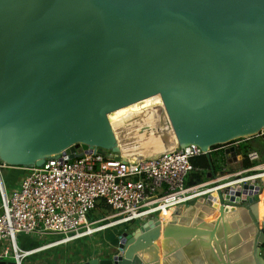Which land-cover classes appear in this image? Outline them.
I'll return each mask as SVG.
<instances>
[{
    "label": "water",
    "instance_id": "water-1",
    "mask_svg": "<svg viewBox=\"0 0 264 264\" xmlns=\"http://www.w3.org/2000/svg\"><path fill=\"white\" fill-rule=\"evenodd\" d=\"M154 96L212 172L210 148L264 130V0H0L2 163L118 152L108 115ZM262 195L218 185L82 264H264Z\"/></svg>",
    "mask_w": 264,
    "mask_h": 264
},
{
    "label": "built area",
    "instance_id": "built-area-1",
    "mask_svg": "<svg viewBox=\"0 0 264 264\" xmlns=\"http://www.w3.org/2000/svg\"><path fill=\"white\" fill-rule=\"evenodd\" d=\"M139 115L150 117L145 112ZM257 137L264 138V130L248 139ZM78 147L81 151V145ZM213 150L214 147L209 149L210 155ZM206 154L200 146L188 145L177 146L156 157L136 159L126 151L112 152L94 147L75 159H67L63 153L47 156L41 166L12 167L0 161V244H8L1 258H12L23 264L42 250L135 221H142L143 225L168 212H172V216L177 207L188 205L190 201L206 200L217 193L218 185H223L216 175L210 176L214 177L211 182L186 185L197 171L192 160ZM247 157L251 162L260 159L257 151H250ZM3 169L24 172L11 194L7 193L2 180ZM258 171V174L240 176L225 184L257 185L258 182V186L264 188V165ZM101 205L108 207L112 216L90 220L89 215ZM95 225L97 228H93ZM20 235H60L62 238L25 251L18 245Z\"/></svg>",
    "mask_w": 264,
    "mask_h": 264
},
{
    "label": "bare ground",
    "instance_id": "bare-ground-1",
    "mask_svg": "<svg viewBox=\"0 0 264 264\" xmlns=\"http://www.w3.org/2000/svg\"><path fill=\"white\" fill-rule=\"evenodd\" d=\"M141 112L149 113L150 117H141ZM108 120L117 144L116 149L126 151L133 158L155 157L179 146L160 96L116 110L108 115ZM171 214L172 212L164 214L160 220L166 222Z\"/></svg>",
    "mask_w": 264,
    "mask_h": 264
},
{
    "label": "rangeland",
    "instance_id": "rangeland-1",
    "mask_svg": "<svg viewBox=\"0 0 264 264\" xmlns=\"http://www.w3.org/2000/svg\"><path fill=\"white\" fill-rule=\"evenodd\" d=\"M253 136V135H252ZM250 138V137H249ZM247 139V140H246ZM242 140H246L242 142ZM234 142H240L239 146H243L244 144L248 145L250 149L257 150L258 152H261L264 155V142H263V137H257L255 139H248V138H239L236 139L228 144L234 143ZM224 144V145H228ZM221 145V146H224ZM120 152V150H117ZM123 151V150H122ZM125 152V151H123ZM260 154V153H259ZM223 156V155H221ZM262 157V156H261ZM211 159L214 162L215 166H217V175L221 178L222 175L226 172H229V174L234 173L233 171L237 172L239 170V165H232L228 166V164H225V160L219 156L216 155H211ZM261 162L264 163V159L261 158ZM219 167V168H218ZM10 172V169H3L1 170V175L4 179V182L6 184V191L8 194H11L12 190L16 188L15 186L13 188H10L8 186V174ZM260 171H256L254 174H258ZM206 178H208V174H206ZM212 178V177H211ZM235 178V177H233ZM212 180V179H211ZM231 181V180H230ZM258 185V182H256ZM259 185H261L259 181ZM5 186V185H4ZM263 190V196H264V188L262 187ZM109 216H112V214L108 213L106 214ZM104 211H95L92 213V217H90V220H97L100 219L104 216ZM110 221H115V220H110ZM104 222H101L102 224ZM109 223V222H108ZM143 222L142 221H135L126 225L122 226H117L114 228H110L106 231H103L101 233L91 235L88 237H85L81 240L59 245V248H54L43 255L42 257H50V259H54L53 262H58V263H67L71 264L72 261L75 260H86V258L90 255H99L102 254L103 256L107 257H113L114 255L118 254V247H119V241H120V236H122L125 232L130 233L133 228L141 225ZM98 225H95L93 228H97ZM23 236V235H20ZM18 236V245L20 248H23V244L21 241V237ZM31 237L32 239L29 238V240L34 243H38L39 245H48L50 243H53L59 239L62 238L60 235H46L44 237H38V236H27ZM35 243V244H36ZM5 245H8L7 243L0 244V253L4 251ZM53 257V258H51ZM31 260L27 259L25 260V263H30Z\"/></svg>",
    "mask_w": 264,
    "mask_h": 264
},
{
    "label": "crops",
    "instance_id": "crops-1",
    "mask_svg": "<svg viewBox=\"0 0 264 264\" xmlns=\"http://www.w3.org/2000/svg\"><path fill=\"white\" fill-rule=\"evenodd\" d=\"M243 142V141H242ZM263 142H264V138H263ZM239 143L240 142H234V143H231V144H228V145H224V146H220V147H217V148H214L213 152L211 155H216V156H219L221 158H223L225 160V164H228V166H232V165H239V170L237 172L233 171L234 173L232 174H229V172H226L222 175V177L220 178L219 175L216 174V176L218 177L219 181H220V184H225V183H228V182H232L234 180H236L238 177H246V176H249V175H254V173L256 172L255 170H260L262 169L264 163L261 162V158L264 159V155L261 153V152H258L257 150H252V151H257L259 156H260V159L256 162H251L249 160H247L250 164H256L254 167H250V168H247L244 166L243 164V160H244V157L243 155H241V152L239 151V149L241 148L239 146ZM234 148L235 151L234 152H231L230 154L227 155V150L229 149H232ZM223 155V156H221ZM262 156V157H261ZM219 168V167H218ZM197 171H200V170H197ZM240 174V175H239ZM239 175V176H238ZM235 177V178H233ZM22 178V172L21 170H11L8 174V187L10 188H13L14 186L16 187L18 185V183L20 182ZM212 179V180H211ZM214 180V177H210V175L208 174V178H207V182H211ZM231 180V181H230ZM262 197H264L262 195ZM205 200H197V202L199 203H204ZM1 197H0V214L2 212V209H1ZM186 207L189 206L188 205H185ZM174 214V213H173ZM21 237V241H22V244H23V250L25 251H31V250H35L38 248V246H40L38 243L34 242L32 243L30 239H32L31 237H27V236H20ZM36 243V244H35ZM60 246H56V247H53V248H50V249H45V250H42L34 255H32L31 257H29L28 259L31 260V262L29 264H32V263H35L37 262L38 264H65V263H58V262H53L54 259H50V257H42L41 255H43L44 253L54 249V248H59ZM4 253V252H3ZM3 253L1 252L0 253V258L1 256L3 255ZM262 254H263V257H264V248L262 250ZM91 257H95V255H90L86 258V260H73L71 264H82L83 262L89 260V258ZM53 258V257H51ZM5 259V258H4Z\"/></svg>",
    "mask_w": 264,
    "mask_h": 264
},
{
    "label": "trees",
    "instance_id": "trees-1",
    "mask_svg": "<svg viewBox=\"0 0 264 264\" xmlns=\"http://www.w3.org/2000/svg\"><path fill=\"white\" fill-rule=\"evenodd\" d=\"M220 146L221 145H217L214 148H217V147H220ZM240 147L241 148L239 149V151L241 152V155H243V157H244V160H243L244 166L247 167V168L254 167L256 164L255 165L254 164H250L247 161L248 160V157L247 156H248L249 152L252 151V150H254V149H250V147L248 145H246V144H244L243 146H240ZM212 163H213V172H212V168L209 165V161H208L206 155L193 159L192 160V166H193V168L195 170H200V171L194 172L191 175V177L187 180L186 185L189 187V186H193V185L203 184V183H205L207 181L206 174H209L210 176L216 175V173H217V166H215V164H214L213 161H212ZM11 170H19V169H10V171ZM23 175H24V172H22V177H23ZM2 180H3V183H4L5 187H6V184L4 182L3 177H2ZM101 210L104 211V215H106L108 213L109 214L111 213V210L108 207L103 206V205L99 206L95 211H101ZM95 211H93V212H95ZM92 213L89 215V217H92L91 216ZM107 216L108 215H106V216H104V217H102L100 219H97V220H101V219H103V218H105ZM93 221H95V220H93ZM105 224H107V223H105ZM106 230H108V229H106ZM41 246L42 245H40L38 247H41Z\"/></svg>",
    "mask_w": 264,
    "mask_h": 264
}]
</instances>
